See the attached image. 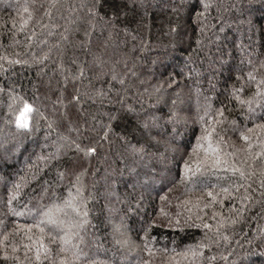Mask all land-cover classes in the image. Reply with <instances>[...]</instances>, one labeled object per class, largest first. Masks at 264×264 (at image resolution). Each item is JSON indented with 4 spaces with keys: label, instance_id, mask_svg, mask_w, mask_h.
<instances>
[{
    "label": "trees",
    "instance_id": "16d2710c",
    "mask_svg": "<svg viewBox=\"0 0 264 264\" xmlns=\"http://www.w3.org/2000/svg\"><path fill=\"white\" fill-rule=\"evenodd\" d=\"M260 125L264 0H0V264H264Z\"/></svg>",
    "mask_w": 264,
    "mask_h": 264
},
{
    "label": "snow or ice",
    "instance_id": "6c2138e0",
    "mask_svg": "<svg viewBox=\"0 0 264 264\" xmlns=\"http://www.w3.org/2000/svg\"><path fill=\"white\" fill-rule=\"evenodd\" d=\"M205 7H207V5H205ZM24 11L25 12L29 11L27 6L24 7ZM29 18H31V16ZM241 102L244 103V101H241ZM30 110H31V106L28 104H25L24 112H28ZM24 112L21 113V117H23ZM218 114L222 116L223 111L221 110ZM17 123L20 127H28V124L26 122H22V120H20V119L17 120ZM259 127L264 128V125H260ZM214 131H215V129H212V132H214ZM247 131L251 132L252 129H247ZM212 132H209L207 137H206V139L208 140V147L205 149V152H206L205 161H206V163L210 164L213 169L219 168L221 166L227 167L228 161L226 159H224L223 157L235 156V153H222L218 143L214 147L213 146V140H212ZM241 138L244 141H250V137L248 135H245L244 132H241ZM198 139H200V138H198ZM222 139L223 138L221 137V140ZM200 146L203 147V145H200ZM251 146L252 145L249 142L248 147L251 148ZM76 147L79 149V145H77ZM85 151L87 154L88 152L95 151V149L88 148ZM257 156H264V152L255 153V155L251 156V159L253 161H255ZM229 170L233 173H238L239 177L245 181L251 180L252 176L255 175L254 165H248L247 164V158L243 159L239 166H237L235 161H233L232 166L229 168ZM259 171H260V177H261V186L264 187V168H261ZM223 191L226 192L227 189H223ZM208 195L210 197H213V199H215V197L213 196V193L211 191L208 192ZM11 203H12V200L9 199V204H11ZM207 206H209V205H206V207ZM16 215H18V216L23 215V213H16ZM49 222H51V221H49ZM40 223H43V221L38 222L36 224V227H39ZM204 226L206 228H211V225L206 224ZM26 227H31V226H26ZM40 230L43 231L42 228ZM73 235H75V234L73 233ZM67 243H68V240H65V244H67ZM201 247H206V245H201ZM41 250H43V259L51 261V258L48 256L49 249H47L43 244H40V246L38 248H36L35 253H34V259L37 262V264H41V261H42V251ZM64 250H67V249H64ZM192 254L195 255L194 252ZM81 255H82V253H80L78 249L74 248L72 259L78 260ZM5 257H7L6 253H5ZM51 264H55V261H51ZM59 264H72V261H70L67 257L60 256L59 257ZM93 264H94V262H93Z\"/></svg>",
    "mask_w": 264,
    "mask_h": 264
},
{
    "label": "rangeland",
    "instance_id": "374dc122",
    "mask_svg": "<svg viewBox=\"0 0 264 264\" xmlns=\"http://www.w3.org/2000/svg\"><path fill=\"white\" fill-rule=\"evenodd\" d=\"M34 142H36V141H34ZM34 142L32 141V143L34 144ZM37 143V142H36ZM41 143V142H40ZM40 146L42 147V149L44 150L45 148H47L48 149V146H49V143H45V144H40ZM77 146V145H76ZM75 146V147H76ZM73 147V149H77V151H79V149H80V147H79V149L76 147ZM84 166H85V163L83 164ZM83 165H81V166H77L76 167V172L77 173H79L78 171H80L81 170V167L83 166ZM91 173V161L89 162V165H88V173ZM127 173H132V170H129V171H127ZM130 182V184H132V185H136L137 187L136 188H139L141 185L137 182V179H136V177L134 176V174H132L131 175V180L129 181ZM149 182H151V181H149ZM145 185V184H144ZM72 191H73V189H71ZM71 193H70V191H68V195H70ZM73 194L74 195H72L71 194V196H72V199L73 198H75V197H77V196H79L78 195V191L77 190H74L73 191ZM111 197H113V195H111ZM67 206V204H65L64 205V207H66ZM41 215V214H40ZM94 242V241H93ZM116 245L115 246H117L118 247V244L117 243H115ZM97 246V245H96ZM98 248H101V246L98 244ZM119 249H121V248H119ZM97 251L96 250H92L91 248H89V249H87L84 253H83V255H93V254H95ZM124 260L123 261H125V262H127L128 260L127 259H125V258H123ZM129 262V261H128Z\"/></svg>",
    "mask_w": 264,
    "mask_h": 264
}]
</instances>
